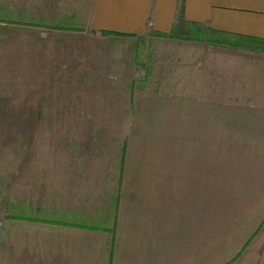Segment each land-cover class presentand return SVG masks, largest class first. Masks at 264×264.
Listing matches in <instances>:
<instances>
[{
	"label": "crops",
	"instance_id": "crops-1",
	"mask_svg": "<svg viewBox=\"0 0 264 264\" xmlns=\"http://www.w3.org/2000/svg\"><path fill=\"white\" fill-rule=\"evenodd\" d=\"M180 16L264 41V0H0V108L58 119L17 165L0 264H264V62H192L188 90L121 74Z\"/></svg>",
	"mask_w": 264,
	"mask_h": 264
},
{
	"label": "rangeland",
	"instance_id": "rangeland-1",
	"mask_svg": "<svg viewBox=\"0 0 264 264\" xmlns=\"http://www.w3.org/2000/svg\"><path fill=\"white\" fill-rule=\"evenodd\" d=\"M185 36L146 33L130 40L131 45L127 47L130 50L120 52L121 74L137 78L132 86H162L173 90H188L192 77L197 73L194 71L196 69L193 64H196V61L200 63L203 59L206 61V57L210 59L214 57L213 60L217 65L224 61L230 62V66H217L216 74L221 76L238 77L246 76V74L250 76L249 74L254 73L258 68L261 72L263 70L259 63L264 62V41L262 40H246L238 36H224L209 32L200 38L197 33H187ZM251 64L256 70L250 66ZM206 69L201 70L200 73H205ZM15 72L17 71L14 62L5 59L0 61V77L5 78L9 75L15 77ZM147 75H150L153 82L147 81L144 77ZM161 77L166 81L160 83ZM130 85V83L121 82V93L126 92L124 90H127L126 87ZM14 91L5 94L10 96L15 94ZM123 101L121 100V104ZM122 106L121 111L125 110V106L124 109ZM6 110L0 108V181L2 182L0 183V219L6 220L8 226L14 228L10 216L15 214L17 165L23 160L30 161L32 141L46 139L48 123L53 125L58 119L54 116L15 114ZM129 117L127 114H121L120 123L127 122ZM54 134L59 133L55 131ZM25 155L29 157H24Z\"/></svg>",
	"mask_w": 264,
	"mask_h": 264
},
{
	"label": "trees",
	"instance_id": "trees-1",
	"mask_svg": "<svg viewBox=\"0 0 264 264\" xmlns=\"http://www.w3.org/2000/svg\"><path fill=\"white\" fill-rule=\"evenodd\" d=\"M187 29L189 31H186ZM187 33H194V34L197 33L198 38H200V37H202V35L206 34L205 30H203L201 25L195 24V23L191 24L189 22H186L182 18V16L179 17V20L177 21V24L175 25L173 30L170 33H168V34L171 35V36L177 37V36H185ZM161 34H163V33H161ZM224 36H226V35H224ZM233 37H235V36H233ZM241 38L242 39H246V40H255V39L249 38V37H241Z\"/></svg>",
	"mask_w": 264,
	"mask_h": 264
}]
</instances>
